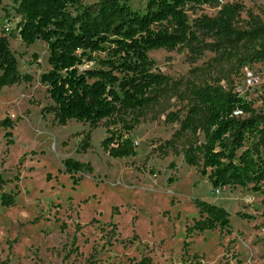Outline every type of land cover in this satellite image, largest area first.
<instances>
[{
  "label": "rangeland",
  "instance_id": "1",
  "mask_svg": "<svg viewBox=\"0 0 264 264\" xmlns=\"http://www.w3.org/2000/svg\"><path fill=\"white\" fill-rule=\"evenodd\" d=\"M232 2L241 5L237 27L264 25V0H219V5ZM131 3L141 9L144 0ZM17 6V0L0 1V33L7 36L21 74L18 82L0 88V120L14 121L7 130L12 144L0 127L5 182L0 193L15 194L12 205L0 203V264H130L143 255L153 264H264V186L261 192L251 185L213 189L201 163L189 166L183 160L184 148L203 138L199 126L192 131L183 125L194 105L193 82L217 81L264 117V61L239 66V45L226 50L229 44H217L205 32L193 49L151 50L156 70L170 86L158 91L133 123L136 155L112 158L100 146L105 119L96 127L74 119L57 123L40 82L49 69L46 45L22 43ZM218 8L204 4L187 10L190 23L214 16ZM171 112L178 120H168ZM113 119L110 127H119L120 118ZM66 157L92 171L72 177L62 166ZM196 198L225 208L230 231L217 227L187 236L186 226L199 218Z\"/></svg>",
  "mask_w": 264,
  "mask_h": 264
},
{
  "label": "trees",
  "instance_id": "2",
  "mask_svg": "<svg viewBox=\"0 0 264 264\" xmlns=\"http://www.w3.org/2000/svg\"><path fill=\"white\" fill-rule=\"evenodd\" d=\"M1 1V0H0ZM20 20L16 24L22 43L29 47L37 40L45 43L49 69L40 75L41 84L54 106L56 121L68 119L96 127L105 119L106 134L100 141L103 151L112 158L136 155L130 133L133 123L143 115L158 91L168 88L169 78L156 70L151 50L195 48L203 32L215 37L217 44H237V65L264 61V25L248 29L237 27L241 5H219V0H144L135 8L131 0H17ZM219 7L214 16L202 15L190 23L187 10L201 5ZM18 61L6 35L0 33V88L18 82ZM22 78L30 80L28 74ZM194 105L183 122L186 129L200 127L201 141L183 150L189 166L201 163L213 189L247 187L261 192L264 186V117L238 92L219 82H193L190 87ZM46 107L42 108L45 112ZM132 114L129 119L124 116ZM178 120L177 113L168 114ZM114 117L120 121L119 127ZM112 119L111 121H109ZM12 144L10 132L14 121L0 120ZM84 144V145H83ZM86 141L79 148L84 149ZM64 171L72 177L90 165L72 157L62 160ZM75 181V180H74ZM168 184L172 182L169 177ZM0 174V187L4 185ZM15 194L1 192L0 203L10 206ZM199 218L186 226L187 236L195 231L227 229L229 212L222 206L194 199ZM136 237V235H134ZM130 264H153L149 256Z\"/></svg>",
  "mask_w": 264,
  "mask_h": 264
},
{
  "label": "built area",
  "instance_id": "3",
  "mask_svg": "<svg viewBox=\"0 0 264 264\" xmlns=\"http://www.w3.org/2000/svg\"><path fill=\"white\" fill-rule=\"evenodd\" d=\"M218 190V189H217Z\"/></svg>",
  "mask_w": 264,
  "mask_h": 264
}]
</instances>
